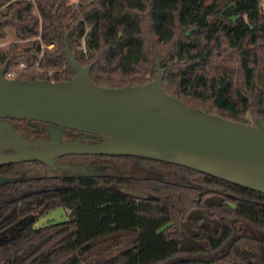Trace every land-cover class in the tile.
Instances as JSON below:
<instances>
[{
    "label": "trees",
    "instance_id": "obj_1",
    "mask_svg": "<svg viewBox=\"0 0 264 264\" xmlns=\"http://www.w3.org/2000/svg\"><path fill=\"white\" fill-rule=\"evenodd\" d=\"M8 27L28 39L0 49L7 70L30 62L15 77L72 79L68 38L99 85L153 80L158 55L164 90L186 106L264 124L259 0H0V37ZM98 156L173 169L188 182L74 172L1 184L0 233L40 211L0 241V264H264V236L231 240L237 219L264 235V192L164 159ZM56 206L70 209L67 219L34 225Z\"/></svg>",
    "mask_w": 264,
    "mask_h": 264
},
{
    "label": "water",
    "instance_id": "obj_2",
    "mask_svg": "<svg viewBox=\"0 0 264 264\" xmlns=\"http://www.w3.org/2000/svg\"><path fill=\"white\" fill-rule=\"evenodd\" d=\"M66 51L76 72L69 80L8 77L0 67V164L42 160L51 167L65 153L136 154L202 170L264 192V124L243 123L186 106L163 88L165 70L157 55L155 78L143 84L99 85L92 64H81L66 38ZM8 117L43 120L57 127L103 135L97 142L29 140L16 133ZM15 146L17 151L6 152ZM31 146V147H28ZM82 174L103 173L107 165L89 168L62 164ZM25 175L0 174V185Z\"/></svg>",
    "mask_w": 264,
    "mask_h": 264
},
{
    "label": "rangeland",
    "instance_id": "obj_3",
    "mask_svg": "<svg viewBox=\"0 0 264 264\" xmlns=\"http://www.w3.org/2000/svg\"><path fill=\"white\" fill-rule=\"evenodd\" d=\"M14 40H17L20 43H24L28 39L17 38L15 35L14 28L8 27L6 29V36L0 37V49L8 48L9 44ZM1 66H2V64H1ZM29 66H30V62L26 59V57H22V58H19L17 61H15L12 64L11 69L15 70V72H18V71H20L26 67H29ZM47 73L52 75L53 70L50 69V70H48ZM249 118H250V122L252 124H256V123H253L255 121L253 120L252 116H250ZM108 161H110V160H108ZM111 164H112L111 167L109 169H107L106 172L117 173V174H122V175H126V176L133 175V176H137V177L154 176V177H161V178L174 180V181L188 182V180L186 178H184L181 174H179L177 171H175L173 169H169V168L152 167L149 165L140 164V163L135 162L133 160L119 161V162H115L112 160ZM58 170L59 171H54L50 168L42 167L39 170L36 169V171H30V173L33 176L47 175V174H63V173H70L69 171L71 169L59 168ZM123 189H125L126 191H129V192H132L134 194H144V192L136 191V190L125 188V187ZM38 211H40V209H38L37 212H34V213L28 215L27 217L21 219L20 221L16 222L12 226H10L9 228H7L3 232H1L0 233V241L5 240L6 238L12 236L13 234H16L21 229V226L25 223V221L33 218L38 213ZM69 212H70V209L67 207L56 206V207L48 210L47 212L43 213L42 215H40L34 225L37 227V226H42V225H45L48 223L65 220L68 218ZM250 233L255 234V235L264 236L262 234V232L257 230L254 226L250 225L248 222H246L242 219H237L234 222V232H233L231 240L235 236H237L238 234H250ZM227 246H228V243L219 252L224 251L225 248H227ZM212 254H215V253H212ZM196 256H204V255L197 254ZM206 256H210V254H208Z\"/></svg>",
    "mask_w": 264,
    "mask_h": 264
},
{
    "label": "flooded vegetation",
    "instance_id": "obj_4",
    "mask_svg": "<svg viewBox=\"0 0 264 264\" xmlns=\"http://www.w3.org/2000/svg\"><path fill=\"white\" fill-rule=\"evenodd\" d=\"M1 119V118H0ZM12 125L13 130L21 135L26 136L29 140H36L37 138L43 139H51L54 133H58L57 136L60 140H74L79 139L85 142H97L103 139V135L86 132V131H79L71 128L65 127H57L55 124L46 122L43 120H35V119H20L18 117H8L6 118ZM10 127L5 128L4 131L0 132L3 135H10L8 132ZM53 130L55 132H53ZM31 147V146H28ZM6 152H15L17 151L16 147L10 146L5 149ZM106 157L98 156V154L93 153H65L59 154L55 156V165L57 167H51L49 164L42 160H22L20 162H10V163H3L0 164V174L3 175H15L21 176L25 175V178L33 176L30 171H36L41 169L42 167L50 168L54 171H59V165L62 164H83L89 168H93L99 165H107V169L111 167V160ZM106 169V170H107ZM106 170L104 172H106ZM70 173L80 172V171H73L70 170ZM103 172V173H104ZM70 173H63V174H70ZM81 173V172H80Z\"/></svg>",
    "mask_w": 264,
    "mask_h": 264
},
{
    "label": "built area",
    "instance_id": "obj_5",
    "mask_svg": "<svg viewBox=\"0 0 264 264\" xmlns=\"http://www.w3.org/2000/svg\"><path fill=\"white\" fill-rule=\"evenodd\" d=\"M259 7L264 12V0H259ZM8 77H15V70L9 69L6 72Z\"/></svg>",
    "mask_w": 264,
    "mask_h": 264
}]
</instances>
